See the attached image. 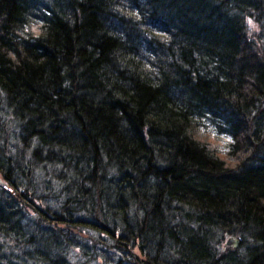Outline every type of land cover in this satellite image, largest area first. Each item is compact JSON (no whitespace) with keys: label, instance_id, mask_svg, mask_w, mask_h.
<instances>
[{"label":"trees","instance_id":"obj_1","mask_svg":"<svg viewBox=\"0 0 264 264\" xmlns=\"http://www.w3.org/2000/svg\"><path fill=\"white\" fill-rule=\"evenodd\" d=\"M0 179V264H264V0H0Z\"/></svg>","mask_w":264,"mask_h":264},{"label":"rangeland","instance_id":"obj_2","mask_svg":"<svg viewBox=\"0 0 264 264\" xmlns=\"http://www.w3.org/2000/svg\"><path fill=\"white\" fill-rule=\"evenodd\" d=\"M203 130H201L203 133L201 136V138H205L215 149L216 151L221 154L224 155V153L227 150V144L229 142V135L226 134L225 131H223L220 128H217L213 125H211L210 123H206L204 125V127H202ZM231 236V235H227L225 237V239H223L222 244H221V248L224 247H228V245L225 244L226 239ZM235 237V236H234ZM237 238V237H235ZM239 245V244H238Z\"/></svg>","mask_w":264,"mask_h":264},{"label":"water","instance_id":"obj_3","mask_svg":"<svg viewBox=\"0 0 264 264\" xmlns=\"http://www.w3.org/2000/svg\"><path fill=\"white\" fill-rule=\"evenodd\" d=\"M0 182H1V179H0ZM225 244L228 245V246H232V247H237L238 244H239V240L233 236H229L226 241H225Z\"/></svg>","mask_w":264,"mask_h":264}]
</instances>
